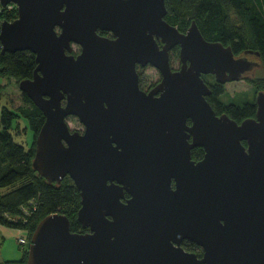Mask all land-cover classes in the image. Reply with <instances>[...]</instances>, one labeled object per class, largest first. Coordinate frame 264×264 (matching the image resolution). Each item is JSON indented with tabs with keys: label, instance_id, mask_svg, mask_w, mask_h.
<instances>
[{
	"label": "water",
	"instance_id": "obj_1",
	"mask_svg": "<svg viewBox=\"0 0 264 264\" xmlns=\"http://www.w3.org/2000/svg\"><path fill=\"white\" fill-rule=\"evenodd\" d=\"M0 2L18 9L2 20V52L36 55L33 76L19 82L45 116L32 165L49 182L74 181L89 228L47 214L27 264H264V89L255 115L238 121L215 110L204 77L255 78L259 50L236 53L195 19L181 30L166 0ZM139 64L162 73L148 91ZM70 116L84 128H71Z\"/></svg>",
	"mask_w": 264,
	"mask_h": 264
},
{
	"label": "trees",
	"instance_id": "obj_2",
	"mask_svg": "<svg viewBox=\"0 0 264 264\" xmlns=\"http://www.w3.org/2000/svg\"><path fill=\"white\" fill-rule=\"evenodd\" d=\"M166 4V18L183 31L195 19L208 39L232 44L236 53L247 49L259 50L263 73L247 80L255 85L256 93L264 89V0H166ZM0 15L2 20L15 19L18 16L17 6H2ZM171 64L174 69L180 67L178 46L171 51ZM36 67V55L32 51L2 52L0 41L1 75L11 76L19 83L24 78L32 77ZM149 67L154 68L157 73L153 79H149L145 73ZM139 72L150 87L162 79L160 70L152 65L140 68ZM208 83L212 92L207 99L218 113L227 112L238 121L255 115V99L242 103H225L221 99L226 91L224 83L217 80ZM22 96L25 104L20 105L18 110L3 106L0 112V190L5 189L0 192V224L18 229L27 236L28 243L22 245V258L1 261L0 264H27L31 235L39 221L49 213H66L74 231L85 232L88 229L78 220L81 194L74 181L67 176L60 184L56 181L49 182L32 165L36 138L45 116L27 93L22 91ZM21 119L26 120V124L29 123L34 132L33 141L28 146L16 141L14 135L19 134L20 129L27 130V126L20 124ZM192 155L195 159L202 158L204 148H194ZM183 245L187 250L203 251L192 241H185Z\"/></svg>",
	"mask_w": 264,
	"mask_h": 264
},
{
	"label": "rangeland",
	"instance_id": "obj_3",
	"mask_svg": "<svg viewBox=\"0 0 264 264\" xmlns=\"http://www.w3.org/2000/svg\"><path fill=\"white\" fill-rule=\"evenodd\" d=\"M13 4V3H11ZM15 5V4H14ZM2 4L0 2V11ZM2 23V17L0 15V27ZM75 50H79V46L75 45ZM256 59L255 57H252ZM149 79H153L157 76L154 68H147L145 70ZM205 79L208 82H215L216 77L214 75H205ZM225 93L221 96V99L225 103L231 101L242 103L255 99L256 88L255 85L250 83L247 79L229 81L224 83ZM22 90L19 87L17 80L11 76L0 74V112L3 106L13 107L18 110L20 105H24ZM20 124L27 126V130L20 129V133L14 134L16 141L24 143L26 146L30 145L33 141L34 132L29 123L26 124V120L21 119ZM68 122L73 129H83L84 125L81 123L78 117L70 116ZM23 126V127H24ZM0 130H1V117H0ZM5 191L1 189L0 192ZM7 229H12L8 227ZM22 234L19 230L15 232L11 230H5L0 227V262L10 259H20L23 256L24 248L19 242V236Z\"/></svg>",
	"mask_w": 264,
	"mask_h": 264
},
{
	"label": "flooded vegetation",
	"instance_id": "obj_4",
	"mask_svg": "<svg viewBox=\"0 0 264 264\" xmlns=\"http://www.w3.org/2000/svg\"><path fill=\"white\" fill-rule=\"evenodd\" d=\"M101 33H103V34H106V35H108V36H110V37H112L113 36V34L111 33V32H109V31H101ZM79 49H80V46H79ZM142 67H144V66H142V65H138V72H139V69L140 68H142ZM139 83H140V88L141 89H143V90H146V91H148L151 87L150 86H148V84H146V82L144 81V79H143V77L140 75V72H139ZM82 130V129H81ZM89 229V228H88ZM87 229V230H88ZM185 241H189V240H185ZM184 241V242H185ZM184 242H183V244H184ZM191 242V241H190ZM184 246V245H183ZM202 248V247H201Z\"/></svg>",
	"mask_w": 264,
	"mask_h": 264
},
{
	"label": "built area",
	"instance_id": "obj_5",
	"mask_svg": "<svg viewBox=\"0 0 264 264\" xmlns=\"http://www.w3.org/2000/svg\"><path fill=\"white\" fill-rule=\"evenodd\" d=\"M8 6H9V8H12L14 6V4L10 3ZM18 239L22 245H26L28 243V238L25 234H21Z\"/></svg>",
	"mask_w": 264,
	"mask_h": 264
},
{
	"label": "crops",
	"instance_id": "obj_6",
	"mask_svg": "<svg viewBox=\"0 0 264 264\" xmlns=\"http://www.w3.org/2000/svg\"><path fill=\"white\" fill-rule=\"evenodd\" d=\"M0 227H1L2 229H5V230H11V231H13V232H15V230H18V229H14V228H12V229H7L8 227H6V226H4V225H2V224H0Z\"/></svg>",
	"mask_w": 264,
	"mask_h": 264
}]
</instances>
